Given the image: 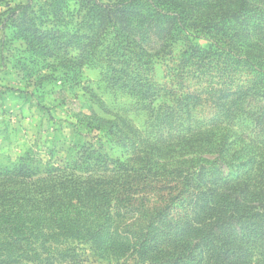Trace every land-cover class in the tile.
Here are the masks:
<instances>
[{"label": "trees", "instance_id": "obj_1", "mask_svg": "<svg viewBox=\"0 0 264 264\" xmlns=\"http://www.w3.org/2000/svg\"><path fill=\"white\" fill-rule=\"evenodd\" d=\"M74 1L78 14L86 12L95 31L111 44L97 39L87 45L102 47L104 55L96 58L107 62L109 81L144 102L151 97L156 72L146 60V38L148 33L160 38L158 49L169 50L161 60L164 76L176 92H184L188 135L178 133L176 114L167 113L172 109L162 115L154 141L130 122L118 126L100 120L124 149L125 158L117 159L109 173H101L107 161L85 145L73 166L43 162L29 151L13 168L0 170V232L17 247L32 232H75L100 259L125 253L148 264L264 263V150L259 148L264 103L256 108L249 104L252 98H264V0ZM51 14L61 20L60 5ZM185 32L215 35L216 40L206 47L189 44L181 58L175 46ZM22 34L40 44L55 35L36 29ZM195 73L203 76L200 90L187 83ZM203 105L216 121L239 117L252 122L254 160L248 172L242 164L228 175L219 173L216 166L230 155L226 139L209 143L201 130L196 139H186L198 130L191 108ZM200 138L203 144L196 143ZM207 149L216 154L209 167L195 158L171 163L179 158L172 154L176 150L183 156ZM78 167L85 172L77 173ZM122 211L137 212L144 223L135 240L118 241L115 224Z\"/></svg>", "mask_w": 264, "mask_h": 264}, {"label": "rangeland", "instance_id": "obj_2", "mask_svg": "<svg viewBox=\"0 0 264 264\" xmlns=\"http://www.w3.org/2000/svg\"><path fill=\"white\" fill-rule=\"evenodd\" d=\"M57 4L61 7V20L51 14ZM78 10L74 0H0V170L13 168L29 151L38 153L43 162L73 166L76 153L85 145L95 150V157L100 154L99 160L107 161L101 173H109L115 169L117 159L125 158L124 149L117 136L107 134L108 126L100 120L116 122L118 126L130 122L154 141L162 115L172 109L167 113L176 114L178 133L188 135L182 103L184 92H176V85L170 87L171 79L164 76L166 69L161 60L167 59L169 50L158 49L160 38L153 33L146 38V60L155 66L156 72L151 97L144 102L128 88L109 81L112 75H107V62L96 58L104 55L100 54L102 47L93 50L87 45L97 39L111 44L95 31L96 23L89 21V15L86 12L79 15ZM26 29L51 31L55 35L44 44L32 36H28V42L22 34ZM183 36L175 46V54L181 58L189 44L206 47L216 40L215 35L193 32H185ZM202 77L195 73L187 83L200 90ZM229 77L230 74L226 78ZM259 102L264 103L262 96L252 98L249 104L256 108ZM191 111L198 130L194 131L195 136L186 139L199 137V130L208 133L205 138L209 143L226 139L231 146L230 155L225 163L216 166L219 173L228 175L242 164L248 172L254 160L249 142L254 134L252 122L239 117L230 122L216 121L213 111L204 105ZM196 143L204 141L200 138ZM259 148L264 150V143ZM172 154L179 158L171 163L195 158L196 163L206 167L216 156L211 149L183 156L176 150ZM78 172L85 171L78 167ZM119 215L115 224L118 241L137 239L144 227L137 212L122 211ZM44 235L32 232L26 243L17 247L0 232V264H148L125 253L100 259L91 251L90 242L74 236L75 232Z\"/></svg>", "mask_w": 264, "mask_h": 264}]
</instances>
